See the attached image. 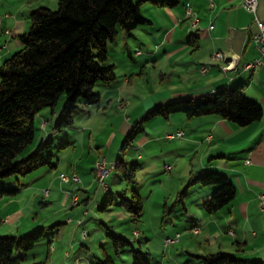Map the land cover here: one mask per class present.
Wrapping results in <instances>:
<instances>
[{
  "label": "crops",
  "instance_id": "1",
  "mask_svg": "<svg viewBox=\"0 0 264 264\" xmlns=\"http://www.w3.org/2000/svg\"><path fill=\"white\" fill-rule=\"evenodd\" d=\"M241 1L177 0L173 5H166L146 0L141 10L147 22L129 33L122 31L111 42L112 46H108L109 63L115 69L118 63H122L127 71L121 78L116 75L110 84H101L97 90L100 94L97 106H85L79 114H75L80 125L75 127L74 119L64 130L66 142L62 147L72 145L74 151L81 145L82 153L85 147L90 150L92 132L106 117L115 116L119 120L115 131L125 133L132 122L154 106L213 93L237 83L243 84L246 96L258 101L262 107L263 115L258 121L239 126L217 114L187 117L182 113H173L165 118L168 121L166 126L160 128L166 132H184L181 137L172 139L177 141L170 142L172 146L167 157L171 163L167 165L171 169L168 171L176 170L179 164L185 162L188 176L191 172L205 170L221 172L230 178L236 189L234 198L211 214L203 210L202 202L210 196L215 186L193 190L198 193L194 199L193 191L188 192L184 207L188 201L195 200L200 210L196 208L198 211L190 217L192 221L187 224L185 234L177 230L165 236L181 234L180 239L172 245L181 243L182 251L184 248L189 250L190 257L185 260L187 264L199 259V255L217 251L261 260L264 264V211L259 208L258 197L259 193L264 192V55L260 56L252 38L257 31L254 15L241 6ZM49 2L53 3V0ZM40 6H48V3L45 0H0V64L19 49L18 36L28 30L30 13ZM187 6L191 7L193 15L199 20L194 27L186 16ZM257 14L264 20V0H258ZM215 51L223 52L227 59L211 60L210 56ZM126 53L131 56L130 61L126 59ZM256 57L261 58V65L244 69V64ZM149 65L157 71L155 83L148 85L147 93L141 95L135 90L141 79L137 75L138 69L143 68L140 73L143 74L150 68ZM202 66L206 67L204 71ZM145 82L149 84L148 76ZM122 100L127 103L120 107ZM92 115H95L96 120H91ZM72 127L70 134L69 129ZM111 130H114L113 127ZM113 137L116 138L115 132L109 134V139ZM157 141L149 133H142L137 143L139 149L144 150ZM142 150L138 158L145 166L155 155ZM103 160L106 162V157ZM29 181L26 180L24 186H28ZM80 181L82 188L88 190V183L84 179ZM18 188V192H21L23 187ZM96 194L95 198L98 196ZM69 195L70 191L66 190L65 204L70 200ZM15 199L16 196L0 199V234H20L26 226L20 216L25 207L17 204L8 207V204L15 203ZM85 199L87 204L89 196L79 198V201ZM69 207L73 206L69 204ZM123 217L126 219V215ZM194 227L199 228L197 234L192 232ZM189 234L196 238L190 236V239H184ZM191 244L195 248L189 246ZM169 245L163 244L164 247ZM183 260L179 256L174 257L175 264H185Z\"/></svg>",
  "mask_w": 264,
  "mask_h": 264
},
{
  "label": "trees",
  "instance_id": "2",
  "mask_svg": "<svg viewBox=\"0 0 264 264\" xmlns=\"http://www.w3.org/2000/svg\"><path fill=\"white\" fill-rule=\"evenodd\" d=\"M145 1L57 0L56 9L40 6L31 11L28 30L18 36L19 49L0 64V179L24 175L45 163L54 166L51 155H44L53 144L51 136L46 140L42 138L27 157L17 159L35 138L36 114L44 108L54 111L64 95V104L53 126L61 131L73 123L80 104L85 107L100 101L96 84L108 85L116 77L115 66L108 61V43L114 41L120 31L129 33L147 22L141 10ZM151 1L173 5L177 0ZM243 88L242 83H237L213 93L154 106L133 124L121 151L144 133V121L157 115L167 118L173 113H182L187 117L217 114L239 126L258 121L263 115L262 107L258 101L247 97ZM122 154L116 158L112 170H121L125 179L134 181L133 168L126 170ZM201 172L190 173L189 181L178 193L175 204L185 208L188 189L194 184L216 186L202 202L203 210L211 214L227 205L234 198L236 189L230 178L221 172ZM18 191L19 188H0V198L14 196ZM81 202L78 200L76 205ZM121 205L130 214L131 220H140L143 202L137 192H133L130 200L123 195ZM43 229L18 236L0 235V264H10L14 252L18 250L23 251L25 256V252L40 240ZM108 229L107 234L116 253L130 247L132 264H150L148 253L136 249L122 234ZM197 257L200 264H263L261 260L245 259L224 251ZM98 264L116 263L111 255L104 253Z\"/></svg>",
  "mask_w": 264,
  "mask_h": 264
},
{
  "label": "rangeland",
  "instance_id": "3",
  "mask_svg": "<svg viewBox=\"0 0 264 264\" xmlns=\"http://www.w3.org/2000/svg\"><path fill=\"white\" fill-rule=\"evenodd\" d=\"M49 1L45 0V3H48L47 7L56 9L57 0H53V3ZM117 40H119V37ZM112 44L109 42L108 46L111 47ZM125 57L128 61L131 60L129 54L126 53ZM109 60L112 61V59ZM149 66L150 68L144 72L145 74H140L143 68L138 69L137 75H140L138 77L141 79L139 87L135 90H138L141 95L147 93L148 85L155 83L154 76L157 71L151 65ZM126 68L124 64L118 63L115 74L119 78L123 77L125 71H127ZM146 76L149 78V84L145 82ZM100 86L101 83H97L95 90H98ZM64 100L65 97L63 95L55 105L54 112L50 108H44L36 114L35 138L17 157L18 160L27 157L42 138L46 140L51 136L53 144L45 150L44 155H51V163L54 166L45 163L24 175H11L0 179V188L2 189L9 190L23 187L21 192L14 195L16 196L15 203L8 204V207L15 204L25 207L20 216L26 226H24V230L20 234L11 235H24L35 229L44 228L43 235L35 246L25 252V256L23 251H15L13 261L10 264H98L99 259L104 257V253L111 255L116 264H132L130 247H125L116 253L107 234L109 232L108 228L112 229L115 234L123 233L136 249L148 253L147 259L150 264H175L174 257L178 256L184 259L183 263L187 264L185 260L190 257L187 252L189 250L184 248L182 251L181 243L171 244L169 247L163 246L164 238H166L167 234L177 230L185 234L187 224L192 221L190 217L200 210L197 208L195 200L188 201L185 208L180 204H175L178 193L185 188L189 181L188 168H186L185 162L182 165L179 164L176 170L168 171L165 169V166L171 163L167 157L170 153L169 147L172 146L170 142L177 141L169 140L165 135L174 133L177 130L174 132L160 130L168 122L161 115L144 121V134L149 133L150 137H156L158 140L155 145H149L144 149L155 155L145 166L138 158L141 155L140 150H142L139 149L140 145L137 143L138 137L123 151H121V147L133 124L142 119L147 111L132 122L129 130L125 133L115 131L119 123L115 116L111 117V122L110 117L102 119V122H99L96 126L97 129L92 132V147L90 150L85 147L84 152L81 153L82 147L79 145L78 148H75V153H73L72 145L62 147L64 142H66L64 138L65 129L57 131L53 128L54 120L62 109ZM121 103L124 106L127 101L122 100ZM115 105H118L116 101ZM83 108V104H80L77 114ZM115 111H118V109L115 108ZM74 119V126L77 127L80 125L77 115L74 116ZM91 120H96L95 115L91 116ZM112 127L114 130H111ZM72 130L73 127L69 129L70 134ZM111 132H115L116 138L109 139ZM121 154L126 170L131 171L133 168L134 181L125 179L121 170L114 169L102 182L99 178L101 173L95 166L96 162L103 161V158L106 157L105 166L109 169ZM74 172L79 175L81 180L84 179L88 183V190L82 188L81 181L78 183L61 182V173L70 175ZM26 180H31L28 186H24ZM197 188H204V186L194 184L189 187L188 192L191 193ZM45 190H48L49 194L44 195ZM66 190L71 191V193L76 191L78 200L89 196V202L87 204L81 202L76 205L77 203H74L73 198L69 195L70 200L65 204L67 202L65 200ZM97 190L99 191L98 194H96ZM133 192H137L143 202L140 220L136 222L131 220L130 214L121 205L123 195L130 200ZM95 194L98 195L96 198ZM197 195L198 193L193 191L192 199L196 198ZM11 202L13 201L9 203ZM69 204L73 207H69ZM98 204L101 206L100 208ZM104 205L105 207H103ZM171 208L172 210L168 211ZM124 215H126V219L123 217ZM133 229L138 232L140 237L134 236V231L132 233ZM83 232H85V236H83ZM190 236L193 239L196 238V236L189 234L184 239H188ZM189 246L195 248L194 244ZM195 262L200 264L199 259H193L192 264H195Z\"/></svg>",
  "mask_w": 264,
  "mask_h": 264
},
{
  "label": "built area",
  "instance_id": "4",
  "mask_svg": "<svg viewBox=\"0 0 264 264\" xmlns=\"http://www.w3.org/2000/svg\"><path fill=\"white\" fill-rule=\"evenodd\" d=\"M241 6L249 13H252L254 15V22L257 26V31L253 34L252 38L253 41L255 42L256 48L260 54V56L264 55V20L261 19L258 14H257V10H258V0H242L241 1ZM186 16L190 17L191 19V25L194 27L198 24V18L193 15V12L191 10L190 6L186 7ZM211 26V25H210ZM212 27V26H211ZM211 60H222L220 57V51H215L211 54L210 56ZM261 65V58L260 57H256L254 59H252L251 61L247 62L244 64V69H251V68H255L257 66ZM206 69L205 66H202V71H204ZM123 104H120V107H122ZM183 131L182 130H177L174 133H167L166 134V138L168 139H175L178 137H181L183 135ZM105 161L104 164H96V167H100V180L102 182H104V178L107 177V171L108 168H106L105 166ZM166 170H170L171 166L170 165H166L165 166ZM60 180L61 182H72V183H78L80 182V177L79 175L75 172V175H67L65 173H61L60 174ZM48 192V190H45V194ZM71 198H73L74 203L77 201V193L76 191H73L72 193L70 192ZM259 197V202H260V208L261 210L264 211V192H261L258 194ZM193 230H199L198 227H194L192 228V232ZM134 235L138 236V232L134 231ZM83 236H85V232H83ZM180 237L179 233H176V235L174 237H166L164 239V244L166 246H168L169 244H172L176 241H178Z\"/></svg>",
  "mask_w": 264,
  "mask_h": 264
},
{
  "label": "bare ground",
  "instance_id": "5",
  "mask_svg": "<svg viewBox=\"0 0 264 264\" xmlns=\"http://www.w3.org/2000/svg\"><path fill=\"white\" fill-rule=\"evenodd\" d=\"M191 10H192V9H191ZM192 12H193V11H192ZM220 57H221L222 60L227 59L226 55H225L223 52H221V51H220ZM96 164H104V160H103V161H97ZM113 168H114V165L111 166V167L108 169V171H107V176H108V174L112 171ZM96 169L99 170V172H100V167H96ZM67 175H69V174H67ZM70 175H75V172H74L73 174H70ZM99 178H100V177H99ZM77 202H78V197H77V201H76L75 203H77ZM198 231H199V230H193V233L196 234V233H198Z\"/></svg>",
  "mask_w": 264,
  "mask_h": 264
}]
</instances>
